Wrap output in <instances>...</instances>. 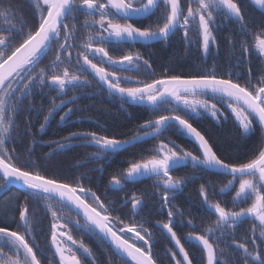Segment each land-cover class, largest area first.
I'll return each mask as SVG.
<instances>
[{
    "label": "snow or ice",
    "instance_id": "obj_1",
    "mask_svg": "<svg viewBox=\"0 0 264 264\" xmlns=\"http://www.w3.org/2000/svg\"><path fill=\"white\" fill-rule=\"evenodd\" d=\"M30 3L33 6L31 23L28 18L18 19L12 6L0 9V180H3L0 192L16 185L26 190L23 200H18L14 208L8 202L0 209V264H42L45 259L49 264H95L92 250L82 240L74 239L70 225L108 244L124 264H158L153 252V231L145 226L143 217L136 220L146 206L145 199L133 194L130 201H124L125 206L131 203L133 214L128 218L129 222H125L120 216L113 215L118 210L114 201L107 195L102 198L85 185L83 181L88 179L85 174L71 181L62 179L58 170L49 175L46 167L55 169V166L41 162L39 158L33 159V148L26 150L27 159L22 164L21 154L15 147H8L13 131L18 127L16 114L25 100L42 94L45 88L57 93L40 124L43 131L58 111L76 102L75 97L61 100L59 104L55 103L56 99L67 95L69 89L87 88L89 81L85 73L92 75L102 92L118 100L122 109L125 105L142 107L151 110L155 118L144 120L134 134L126 138L97 131H78L53 141L56 148H70L73 146L71 141H80L81 146L96 149L89 159L105 161L100 168L102 171L116 154L135 144L159 139L165 132L191 138L197 145L195 153L182 148L175 140L160 139L150 155L129 161L127 168L113 174L105 191H123L125 184L155 178L154 187L163 191L152 195L161 196V207L167 209V221H158L152 227L166 232L178 249H167L168 258L174 264H194L195 258H190L175 230L178 226L175 217H182L184 213L178 209L174 212L171 204L176 194L182 192L186 178L174 177L172 172L191 165L201 173L229 176L231 179L223 183L219 195L234 192L233 207H226V201L210 200L208 185L201 184V203L215 220L199 232L195 231L192 220H188L193 231L188 233L186 242L200 246L206 264H224L220 258L224 252L218 242H227L229 247L242 251V264H264V249L257 244V239L264 244V76L255 84L251 80L241 84L230 74L228 77L217 76L213 69L189 75L163 74L159 78L140 79L121 73L143 70L154 76L150 59L139 51L116 57L107 48L168 41L182 30L188 45L192 43L189 34L194 32L198 47L207 55L216 44L215 25L218 18H222L238 24L245 37L254 34V49L247 40L240 42V59L252 51L259 58L264 57V21L259 25L250 21L239 0H30ZM161 3L166 15L156 17L153 24L146 27L133 23L155 16ZM251 3L264 9V0H251ZM80 17H83L82 23ZM80 28L88 31L77 44ZM229 42L235 49L236 41L230 39ZM50 52L52 58L44 63ZM31 103L29 101V110ZM169 104L175 105L165 109L169 114L157 115ZM221 104L230 109L240 136L253 134L257 126L261 131L258 154L246 162L232 163L223 158L211 135L198 130L192 122L205 114L218 122L226 119L218 107ZM73 111L68 108L60 121L69 120ZM212 190H215L214 186ZM29 200L38 204L43 202L45 211L39 218V208L31 207ZM245 203L248 206L239 207ZM64 209L74 212L79 219L73 222L64 215ZM9 214L11 224L7 222ZM49 218L51 257L46 255L48 249H40L34 235L35 225L43 224ZM247 219L259 222V237L253 235L251 238L253 250L235 235L238 226ZM255 230L254 225L253 233Z\"/></svg>",
    "mask_w": 264,
    "mask_h": 264
},
{
    "label": "trees",
    "instance_id": "obj_2",
    "mask_svg": "<svg viewBox=\"0 0 264 264\" xmlns=\"http://www.w3.org/2000/svg\"><path fill=\"white\" fill-rule=\"evenodd\" d=\"M239 3L242 5L243 12L250 21L255 22L256 25L264 21V9L251 3V0H239ZM9 6H12L18 19L24 17L28 18L30 23L32 22L33 6L30 0H0V9L8 8ZM164 15H166V10L161 3L155 16L136 20L133 23L137 26L146 27L153 24L156 17H163ZM79 19L80 23H82L83 17ZM71 22L69 21V23ZM17 26L19 27V25ZM86 31L88 30L79 29L80 36L75 41L77 44L82 41ZM255 31L258 32L259 29H255ZM189 35L192 40L191 45H188L184 40L183 31L178 30L168 41L154 42L147 46L143 44H124L120 46L111 45L107 46V48L110 54L116 57L129 51H139L145 58L150 59L153 62L154 76H149L143 70L139 73H121L124 76H133L140 79L159 78L163 74L189 75L196 74L197 71L204 72L213 69H215L217 76L228 77L230 74L233 80L238 79L241 84H245L249 80L255 84L258 79L264 76V57L258 58L256 52L252 51L246 54L243 59H240V42L247 40L254 49V34L249 33L245 37L241 34L238 24L218 18L214 32L216 44L211 47L207 55L198 47L196 34L193 32ZM230 39L236 41L237 46L235 49L229 42ZM53 48L55 49V45H53ZM51 58L52 53L50 52L44 63H48V60ZM104 66L107 67V65ZM85 76L89 81L87 88L69 89L67 95L60 96L55 100V103L59 104L61 100H68L72 97L76 98L75 103L68 104L64 109L58 111L43 131L40 130V124L44 122V117L48 114L52 100L57 96V93L45 88L42 94L29 97L28 100H25L21 105V111L16 114L15 120L18 127L13 131V139L9 142L8 147H15L17 153L21 154L20 163L22 164L27 159L26 150L33 148V159L39 158L41 162L46 161L47 164L55 166V169L46 167L45 170L49 175H52L54 170H58L62 179L71 181L74 177L85 174L88 177L87 180L83 181L85 185L91 187L93 191H97L98 195H101L102 198L107 195L109 200L114 201L115 207L118 210L113 212V215L120 216L122 219H125V222H129L128 218L133 214L130 211L131 203H127L125 206L124 201H130L133 194L145 199L146 206L140 213V216L136 217V220L139 221L140 217H143L145 226L152 229L153 240L155 241L153 252L157 257L158 264H161V262L162 264H174V261L168 258L167 249L172 248L174 251H178V249L170 242L166 232L152 227L158 221H167V209L161 207V196L159 194L152 195L153 193L163 191V189L158 190L154 187L156 184L155 178H147L135 183L125 184L124 190L119 192L105 190L108 188V181L113 174L127 168L129 161L139 159L141 156L146 157L150 155L154 145L158 144L160 139H164L165 141L175 140L182 148L194 153L197 150V145L189 137L165 132L159 139L135 144L125 151L116 154L107 161L102 171L100 168L101 165L105 164V161L89 159L96 152V149L83 147L80 141H71L70 143L73 146L70 148L57 149L53 141H59L72 132L97 131L108 136L126 138L134 134L138 125L143 123L144 120L155 118L151 110L142 107L125 105L122 109L118 100L101 91L100 85L91 74L85 73ZM29 101H32L31 110H29ZM174 107V104L164 105L161 113H157V115L169 114L165 109ZM218 107L221 108L226 119L218 122L211 115L205 114L192 121L194 126H197L198 130L211 135L212 142L219 149L218 154L223 158L232 163L246 162L254 154H258L261 141L259 127H256L253 134L242 137L238 134L236 122L227 105L221 104ZM68 108L74 110L73 114L69 120L61 122L60 116ZM33 139L35 140L34 144ZM172 175L177 178H186L182 192L177 193L176 198L171 201L174 212L178 209L184 213L182 217L179 215L175 217L178 225L175 230L178 236L181 237V243L185 244L186 251L190 253V258H195L194 264H206V259L202 254L200 246L195 242L192 244L186 242L188 233L193 231V228L188 226L187 221L192 220L195 231L199 232L201 229L207 227L211 221L215 220V216H209L201 203L202 197L199 195L201 184L206 183L208 185L210 200L215 201L219 199L226 201V207H233L232 196L234 192L227 196L219 195V190L223 183H226L231 177L215 172L201 173L200 170L193 169L191 165L174 169ZM0 183H3V180H0ZM213 186L215 188L214 191L212 190ZM25 191L21 190L20 186H13L8 191L0 192V209L8 202H11L14 208L18 200H23ZM29 204L33 208H39L37 212L38 218L44 213L43 202H39L38 204L37 201L29 200ZM246 206H248L247 203L239 205V207ZM64 215L73 222L79 219L74 212H70L68 209H64ZM11 220L12 216L9 214L7 222L11 224ZM49 221L50 218L45 219L43 224L37 223L34 235L37 236L36 242L40 249H48L46 255L51 257L53 253L49 246ZM80 224L81 226L84 224L82 219L80 220ZM254 225L256 229L255 233H253ZM11 226L15 227L14 224ZM70 227L74 239L77 241L82 240L92 250L95 264H124V260L118 257L108 244L100 241L97 237L90 236L85 231L77 230L72 225ZM42 228L44 231H41ZM235 235L241 242H247L249 249L253 250L251 238L253 235L259 237V222L252 219L243 221L236 229ZM257 244L260 245L261 249H264V244H261L259 239H257ZM218 247L223 249L224 254L220 258L224 264H232L233 261H236L237 264H242V251L235 249L234 246L229 247L227 242H218ZM177 258L179 259L180 257L178 256ZM42 264H49V261L45 259L42 261Z\"/></svg>",
    "mask_w": 264,
    "mask_h": 264
},
{
    "label": "water",
    "instance_id": "obj_3",
    "mask_svg": "<svg viewBox=\"0 0 264 264\" xmlns=\"http://www.w3.org/2000/svg\"><path fill=\"white\" fill-rule=\"evenodd\" d=\"M142 180H144V179H142ZM16 186H19V185H16Z\"/></svg>",
    "mask_w": 264,
    "mask_h": 264
}]
</instances>
